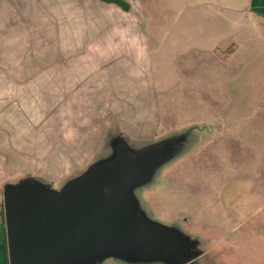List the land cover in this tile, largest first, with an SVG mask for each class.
Returning a JSON list of instances; mask_svg holds the SVG:
<instances>
[{"label":"rangeland","instance_id":"1","mask_svg":"<svg viewBox=\"0 0 264 264\" xmlns=\"http://www.w3.org/2000/svg\"><path fill=\"white\" fill-rule=\"evenodd\" d=\"M125 1L0 0V212L25 179L60 191L117 140L138 157L172 141L132 194L191 251L131 244L121 262L264 264V15L253 0ZM208 4L232 21L216 48L192 19Z\"/></svg>","mask_w":264,"mask_h":264},{"label":"water","instance_id":"2","mask_svg":"<svg viewBox=\"0 0 264 264\" xmlns=\"http://www.w3.org/2000/svg\"><path fill=\"white\" fill-rule=\"evenodd\" d=\"M171 142L148 146L141 150L146 156L138 157L124 140H117L112 159L91 165L60 191L32 177L9 189L4 212L10 264H100L108 257L125 261L131 244H159L170 254L177 248L190 252L181 233L151 223L132 194L168 159ZM105 230L113 238L100 247L97 236ZM112 246L122 253H101ZM164 260L178 263L169 256Z\"/></svg>","mask_w":264,"mask_h":264},{"label":"crops","instance_id":"3","mask_svg":"<svg viewBox=\"0 0 264 264\" xmlns=\"http://www.w3.org/2000/svg\"><path fill=\"white\" fill-rule=\"evenodd\" d=\"M253 7L254 10L257 12L258 16L264 15V0H253ZM205 9L206 12L198 11L196 15L192 17V19L198 24L197 26L204 24L205 30H207L210 33L208 37L204 39L205 42L206 40L209 41L208 45L204 44L203 46L216 48L218 44L222 43L224 38L228 37L229 28H230L228 26V23L232 21H229L228 18H226V13H224V9L222 10L218 9L216 8V6H212L210 4H208V6L205 7ZM224 35L226 36L224 37ZM200 40L203 41V38ZM194 46L198 47L197 45ZM0 239L2 241V245L4 246L5 239L2 233H0ZM112 262L113 264H124L120 260H116L115 262L114 261ZM1 264H4L3 258L1 259Z\"/></svg>","mask_w":264,"mask_h":264},{"label":"trees","instance_id":"4","mask_svg":"<svg viewBox=\"0 0 264 264\" xmlns=\"http://www.w3.org/2000/svg\"><path fill=\"white\" fill-rule=\"evenodd\" d=\"M107 4H114L124 11L130 10V5L125 0H100ZM1 222H0V233L4 236L5 242L7 244V232H6V220H5V212L4 208L0 212Z\"/></svg>","mask_w":264,"mask_h":264}]
</instances>
